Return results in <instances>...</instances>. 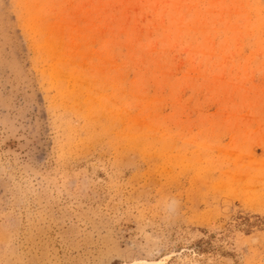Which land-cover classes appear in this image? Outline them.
Listing matches in <instances>:
<instances>
[{
    "label": "rangeland",
    "instance_id": "1",
    "mask_svg": "<svg viewBox=\"0 0 264 264\" xmlns=\"http://www.w3.org/2000/svg\"><path fill=\"white\" fill-rule=\"evenodd\" d=\"M264 264V0H0V264Z\"/></svg>",
    "mask_w": 264,
    "mask_h": 264
},
{
    "label": "trees",
    "instance_id": "2",
    "mask_svg": "<svg viewBox=\"0 0 264 264\" xmlns=\"http://www.w3.org/2000/svg\"><path fill=\"white\" fill-rule=\"evenodd\" d=\"M114 264H116V263H114Z\"/></svg>",
    "mask_w": 264,
    "mask_h": 264
}]
</instances>
